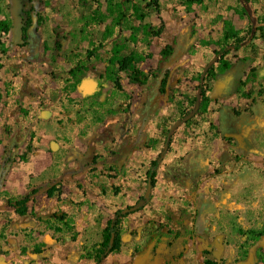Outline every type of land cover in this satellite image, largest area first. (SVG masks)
<instances>
[{
  "label": "rangeland",
  "instance_id": "rangeland-1",
  "mask_svg": "<svg viewBox=\"0 0 264 264\" xmlns=\"http://www.w3.org/2000/svg\"><path fill=\"white\" fill-rule=\"evenodd\" d=\"M127 1L21 0L16 40L9 0H0V264H96L107 226L120 249L97 264H136L148 244L153 264H164L179 234V264H264V0H155V10L131 0L148 12L149 35L135 44L144 82L105 64L117 19L130 38ZM220 60L228 68L209 90L205 71ZM78 62L86 68L70 78ZM82 79L96 90H80ZM25 195L20 216L15 202ZM36 206L50 213L48 229H7L11 211L27 219Z\"/></svg>",
  "mask_w": 264,
  "mask_h": 264
},
{
  "label": "trees",
  "instance_id": "trees-1",
  "mask_svg": "<svg viewBox=\"0 0 264 264\" xmlns=\"http://www.w3.org/2000/svg\"><path fill=\"white\" fill-rule=\"evenodd\" d=\"M129 2V8L132 9L133 15H130V20L132 24L130 25L131 33L130 38L126 37L124 35L125 26L122 23L117 22L113 25L115 32H117L115 37L114 46L116 47L115 51L110 52V56L106 59V67L108 69H111L110 71L113 73L114 69L117 68L115 66L119 65V68L126 72H131L133 75V80H137L138 82H144L148 76L144 73H142L136 66L137 64L144 59V55L139 52L135 44L138 39V33L149 35L148 29H150L149 23L145 20V17L147 16L148 12L146 10H143L138 6L137 4L133 3L131 0H128ZM146 8L149 10H155V8L159 7V4L155 0L147 1L145 4ZM127 18V16H123V18ZM138 26L134 25V21H138ZM116 26H120L117 28ZM110 33H112V29H109ZM229 32L225 33L224 35V44L221 45L220 49L225 52L227 51L232 45L226 44V40L229 38ZM232 35V34H231ZM126 41L132 43V45L127 46ZM245 51L249 50L257 55V53L260 51V48L257 46L256 43H250L246 45ZM124 49H127L126 52L123 51ZM75 67H72L69 69L68 74L71 76L70 78H78L83 73V68H86V65L80 62L77 63ZM84 65V67H83ZM228 68V63L226 61H218L216 64L211 65L206 73V77L204 79L207 81L206 88L211 90L213 87V84L218 79V77ZM257 67H253L251 70L255 71ZM141 75L142 78L139 76ZM203 73H199L196 75V78L203 79ZM106 79V78H105ZM246 80H249L245 78ZM246 80H240V85L237 88V91L242 90V87L245 86ZM99 84L101 83V79H98ZM166 82V79L162 80V85H164ZM159 164V158L156 160H153L151 162V165L147 171V183H149L151 186L154 182V177L156 174V169ZM54 190V187H50L48 190V194H51V192ZM146 197V196H144ZM29 201V197L25 195L21 199L15 202L16 205H19L17 207L16 212L20 216H24L27 214V202ZM114 225V224H113ZM105 235L103 240V247L99 248L95 257L96 264L99 263L103 258L107 257L109 254L116 255L117 252H119L120 246V238L119 234L115 231L114 226H107L105 228ZM30 262H34L35 260L32 257H29ZM212 261H207L206 264H211Z\"/></svg>",
  "mask_w": 264,
  "mask_h": 264
},
{
  "label": "crops",
  "instance_id": "crops-1",
  "mask_svg": "<svg viewBox=\"0 0 264 264\" xmlns=\"http://www.w3.org/2000/svg\"><path fill=\"white\" fill-rule=\"evenodd\" d=\"M47 164H49V162ZM202 164H204V162ZM202 164L198 163L197 165L193 166V167H196L195 168V173H197L198 175H200L202 173L203 169L205 168L204 165H202ZM37 168H41V167H39V165H38ZM44 168H45V165H43L41 170H44ZM15 184H17L15 189L23 187L22 188L23 191L25 190V186L24 185H21L20 183H17V182H15ZM27 185H28V183H27ZM2 186L3 185L0 184V187H2ZM62 188H64V187H62ZM44 196H46L47 199L50 198V196H48V191L45 193V195H43V198H44ZM209 204H211L210 207L215 206V208H217V206H219V204H220V199L212 200V201L209 202ZM253 206H255V205H253ZM64 207L65 206H63V208ZM34 212L36 214L32 218H27V219L22 218L21 219L18 215H16L14 212L11 211V214H10L11 218H10L9 223L7 224V225H9V226H7V229L11 230L12 228H16V227L20 228V227H23V226L32 227V228H34L35 232H37L36 229L37 230H39V229L44 230L45 228L48 229L50 227L51 223L46 221L47 219H45V218L50 216V213H48L47 211H44V210H43V212H41L40 210H37V206H36V208H34ZM3 215H4V212H2V210H0V232H1V228L6 223V220L4 219ZM8 241H10L12 246H14V243L18 242V239L17 238L15 239V236H14V238L9 237ZM0 245H1V243H0Z\"/></svg>",
  "mask_w": 264,
  "mask_h": 264
},
{
  "label": "flooded vegetation",
  "instance_id": "flooded-vegetation-1",
  "mask_svg": "<svg viewBox=\"0 0 264 264\" xmlns=\"http://www.w3.org/2000/svg\"><path fill=\"white\" fill-rule=\"evenodd\" d=\"M22 6V2L20 0V7ZM19 13H20V16H21V26H20V30H22L21 28L23 27V16H22V13H21V8L19 10ZM12 19V17H11ZM13 21V19H12ZM12 27H13V24L12 26L10 27L11 30H12ZM5 29L1 30L2 32H5L4 31ZM13 35L15 36L14 38L17 40V39H21V34L19 33L16 34V32H13ZM251 147H253V145H251ZM237 158V156L235 157ZM259 191V189H258ZM262 194H264V192H262ZM255 205V204H254ZM203 206V205H202ZM210 205H207L206 207H203L202 210H201V215H203L204 213H206L207 209H216L215 206H212L210 207ZM253 206V205H252ZM257 205L253 206V207H256ZM194 224L192 222L191 226H190V229H189V232L187 234V237L186 238H190L192 239L193 238V235H194ZM177 232V231H176ZM181 234L179 235H176L173 237V239H169L168 242L166 243V249L168 250V247H173V249H176L178 248V251H176V254L175 256L173 255L174 253H172L171 251V257H164V264H179L181 261V256L183 254V251H184V238L181 239ZM184 237V236H183ZM182 240L183 243H182ZM262 245H264V239L261 241ZM156 245V244H155ZM213 254L215 255L216 254V249L213 248ZM152 256H153V252H152V249H151V244H148L145 248V250L142 252V253H139L135 259H134V263L136 264H153V261H152ZM238 264H242V263H238ZM247 264H253V262H248Z\"/></svg>",
  "mask_w": 264,
  "mask_h": 264
},
{
  "label": "water",
  "instance_id": "water-1",
  "mask_svg": "<svg viewBox=\"0 0 264 264\" xmlns=\"http://www.w3.org/2000/svg\"><path fill=\"white\" fill-rule=\"evenodd\" d=\"M10 3V15L13 19V27L12 31L16 32L19 35L20 26H21V16L19 13L20 10V0H9ZM97 81L92 79H82L79 83L78 88L83 90L87 94H91L96 90ZM42 117H47L49 115V111L43 110L40 114ZM150 189V184L148 183L147 190L145 192V196H148Z\"/></svg>",
  "mask_w": 264,
  "mask_h": 264
}]
</instances>
